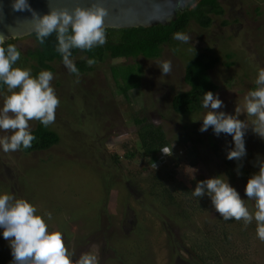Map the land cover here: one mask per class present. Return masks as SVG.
<instances>
[{
  "label": "rangeland",
  "instance_id": "374dc122",
  "mask_svg": "<svg viewBox=\"0 0 264 264\" xmlns=\"http://www.w3.org/2000/svg\"><path fill=\"white\" fill-rule=\"evenodd\" d=\"M220 4L224 14L212 16L210 27L192 22L185 32L192 42L173 39L159 59L107 60L79 76L63 63H54L51 85L60 104L49 127L60 135V144L34 154L0 151V193L31 202L38 214L51 212L49 230L62 232L66 247L77 258L94 252L99 264H190V248L202 239L198 230L219 236L229 226L207 196L201 200L191 196L196 183L208 178L220 175L228 180L251 210L243 184L259 172L254 165L258 158L264 159V139L250 127L245 135L246 157L240 162L228 160L231 136L217 137L211 128L199 131L207 110L180 115L172 107L177 94L190 90L186 67L200 53L219 61L210 72L226 105L218 111L234 114L256 88L258 70L264 68V0H220ZM15 46L26 56L37 44L27 37L16 40ZM80 58L73 60L76 65ZM163 61L172 63L168 76H161L157 67ZM34 65L29 60L19 67L31 69L35 76ZM114 67L121 75L120 83L111 71ZM127 73L136 80L125 82L122 76ZM139 82V89L129 92L128 103L122 89ZM10 94L7 89L0 93V108ZM136 118H146L165 131L170 155L162 153L154 163L144 156ZM239 118L252 119L243 112ZM38 124L30 121L31 130ZM6 134L10 133L0 132V136ZM132 153L136 157L131 158ZM238 163L242 164L240 175ZM158 184L186 203L191 218L174 220V207L164 208L155 197L164 189L159 185L156 191ZM2 231L0 264H11V248ZM238 231L230 235L223 256L238 257L240 264H264V241L257 238L255 227L250 224Z\"/></svg>",
  "mask_w": 264,
  "mask_h": 264
},
{
  "label": "clouds",
  "instance_id": "9594fccd",
  "mask_svg": "<svg viewBox=\"0 0 264 264\" xmlns=\"http://www.w3.org/2000/svg\"><path fill=\"white\" fill-rule=\"evenodd\" d=\"M12 9L17 12L28 11L32 14L36 37L43 44L55 33L56 51L68 71L79 76V69L72 59L74 49L91 51L107 42L105 17L107 9L100 0H93L91 6L74 8H52L50 12L40 16L32 9L29 0H12ZM194 8L196 4L192 2ZM173 39L181 43L192 42V37L184 32H177ZM0 39V85L6 86L11 93L4 98L0 108V132L10 133L0 136V151L16 152L32 147L36 139L30 127V121H39L44 127L54 124L56 109L60 104L51 85L53 73L47 70L33 76L31 69L14 67L20 60L21 53L15 45L2 46ZM89 67L95 59H87ZM161 76H168L172 71L171 61H163L157 65ZM256 88L248 92L241 106L237 105L234 114L218 111L226 105L218 93L204 92L201 107L206 111L203 116L200 132L212 129L214 135L231 136L232 146L226 154L228 160L240 162L247 155L245 135L248 129L264 139V68L258 70L255 80ZM252 118L241 120V113ZM198 121V120H197ZM160 151L170 155L169 149ZM172 151V150H171ZM156 168V164L154 165ZM254 166L259 172L253 174L244 189V195L255 201V212H250L240 193L229 181L219 176L196 183L191 196L201 200L207 196L216 213L225 220L242 221L246 228L255 222L256 236L264 241V159L258 158ZM242 164L236 169L240 175ZM51 212L38 214L35 205L25 199H17L13 194L0 193V229L3 238L11 248V264H99L94 252H86L78 258L65 245L64 235L59 231H50Z\"/></svg>",
  "mask_w": 264,
  "mask_h": 264
},
{
  "label": "trees",
  "instance_id": "16d2710c",
  "mask_svg": "<svg viewBox=\"0 0 264 264\" xmlns=\"http://www.w3.org/2000/svg\"><path fill=\"white\" fill-rule=\"evenodd\" d=\"M192 2L196 4L193 8ZM185 1V9L178 13V18L169 26L158 25L152 28H138V29H125V30H113L106 29L107 42L101 47H96L91 51H81L78 49L73 50L72 59L78 60L76 67L79 69L80 74H88L92 72L96 66L105 63L107 60L119 61L136 58H144L145 60L159 59L163 53V47L169 45L173 41V35L177 32H186L192 22L197 23L202 28H208L212 25V16H222L224 9L220 4V0H191ZM35 39L37 47L33 50H29L25 55L21 52L20 60L14 65V67H24L29 60H32L35 65L32 66L35 76L41 71L47 70L54 72L52 65L56 62L63 63L61 55L56 51V36L53 33L46 38L43 44H40L36 34L30 36ZM21 40V39H19ZM16 40H10L5 43L4 47L8 45H15ZM19 51V49H17ZM87 59H95L96 63L89 67L86 63ZM219 63L215 57L210 56L207 53H200L189 62L186 67L185 83L189 86L188 92L177 94L172 100V107L175 113L180 115L196 114L202 110L201 103L204 92L212 91L217 93L219 87L213 82L210 72ZM20 66V67H19ZM141 68V66H139ZM142 70V69H141ZM113 75L116 76V80L120 83V74L114 68L111 69ZM132 72V71H131ZM115 78V77H114ZM123 80L134 81V75L127 73L122 76ZM141 81V80H140ZM139 84L133 85L132 88L126 87L122 89V98L131 103L129 92L132 90H138ZM6 86L0 85V93L5 91ZM134 123L139 127L138 135L141 140V146L145 157L150 158L154 163L162 155L161 148L167 147L170 149V142L167 138V134L161 127H157L151 124L146 118H136ZM32 133L36 139L32 142V147L28 149H22L25 154H31L34 152H45L56 147L61 142L60 135L50 129V127H44L42 124H38L36 129L32 130ZM136 157V154L132 153L131 158ZM252 176V174H251ZM154 179L158 180L159 176H154ZM159 185L156 186V191L159 190ZM244 187L246 184H243ZM163 192L157 193L155 196L158 201L161 199L164 208L173 206L175 209L174 220L180 221L182 217L189 219L191 216L186 209V203L179 199L178 196H173L171 190H167L164 184L160 185ZM155 190L153 191V195ZM161 194V195H160ZM160 195V196H159ZM153 197V196H152ZM248 199L246 198V201ZM250 212H255V203L251 200ZM250 206V205H249ZM222 219V218H221ZM221 221V220H220ZM229 226L223 234L219 236L212 234L210 231L205 233L198 230L200 242L195 241L190 248L193 256L189 260L190 264H240L237 262V258L232 256L228 257L229 253L223 256L227 252V247L230 245V235L239 233L238 230L243 228L241 221L229 220ZM234 226V227H233ZM251 226L255 227L253 222ZM237 227V228H236ZM206 230V228H205ZM245 234V231H242ZM234 236V235H233ZM225 258V260H223Z\"/></svg>",
  "mask_w": 264,
  "mask_h": 264
},
{
  "label": "water",
  "instance_id": "95a60500",
  "mask_svg": "<svg viewBox=\"0 0 264 264\" xmlns=\"http://www.w3.org/2000/svg\"><path fill=\"white\" fill-rule=\"evenodd\" d=\"M93 0H50L52 8L89 7ZM107 9L105 29L125 30L169 26L185 9V0H100ZM40 16L50 12L49 0H29ZM12 0H0V39L3 45L10 40L30 37L35 32L31 12L12 9Z\"/></svg>",
  "mask_w": 264,
  "mask_h": 264
}]
</instances>
